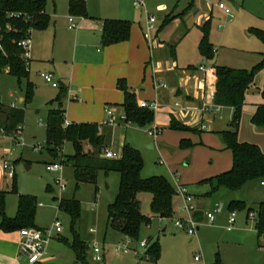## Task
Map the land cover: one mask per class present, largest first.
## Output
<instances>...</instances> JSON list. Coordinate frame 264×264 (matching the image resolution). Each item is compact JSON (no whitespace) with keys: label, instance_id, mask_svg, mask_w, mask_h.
I'll return each instance as SVG.
<instances>
[{"label":"rangeland","instance_id":"rangeland-1","mask_svg":"<svg viewBox=\"0 0 264 264\" xmlns=\"http://www.w3.org/2000/svg\"><path fill=\"white\" fill-rule=\"evenodd\" d=\"M86 1L92 12L103 14L101 17L107 15L112 18H115L113 16H125L124 19L132 22L131 39L135 37L140 42L142 39L147 48H151L149 57L151 61L148 65L144 64L142 86L139 90L140 94L145 93L144 100L146 101H153L151 92L156 93L158 89L154 69L157 67L166 69L175 64L166 43L176 45V62L183 70V79L191 86L198 85L203 72L200 66L208 67L211 64L202 57L199 51V42L202 37L200 26L207 21L210 22V41L214 45L216 53L218 50L216 57L219 55L218 63L220 65L252 69L262 59L264 42L250 32V29L264 30V0H144L143 7L135 6L134 0ZM221 1L230 8L231 16L218 8L217 5ZM190 3H194V5L188 9ZM65 5L66 0H55V2L47 0L46 8L51 15L61 14ZM171 12H174V15L185 13L168 23L158 35V30ZM152 16L156 18V22L153 23L154 27L149 32L150 38L147 39L145 33L149 30V19ZM68 20L67 18V29L69 30ZM74 20L78 22L75 16ZM160 41L165 43L161 44ZM189 66L198 68L196 73H190L187 69ZM33 76L34 95L32 101L26 104V117L22 123L21 142L23 144H16L13 133L0 136V190L10 191L7 197L9 209L12 208V205L16 208L18 194L36 197V222L50 235L46 241V249H53L56 245L67 246L62 238L69 242L73 241L71 216L59 209V200L75 198L81 203V217L75 225V230L87 247V258L91 264H214L215 255L217 252L220 253V250L217 245L211 242L214 233L212 224L207 221V213L215 209V201L224 206L223 202L227 200L225 193H229V190L224 187L219 196L207 200L203 197L190 196V203L194 205L195 209L196 203L199 201H203L206 206L201 229L191 236L185 229L175 225L177 220H188L191 216L184 208V198L178 191L175 178L181 177L182 181L188 184V189L190 187V189L199 191L198 195L210 188L209 184H205L206 187L202 188L204 185L200 184L201 181L206 178V174L214 172L223 163L228 153L232 154L227 148L216 145L223 144L222 137L217 131L212 133L208 131L213 127L215 114H217L215 119L217 125L224 124L226 128L231 129L229 124L226 125L230 110L220 108V113L210 111L204 116L197 111V113L189 112L187 123L198 130H201L202 125H205L206 129L202 133V138L195 134L187 138L192 143L189 147L181 146L183 136L179 130L168 128L154 137L148 132L151 126L140 127L134 123L99 124L107 144L119 147L125 141L141 152L144 160L143 178L163 176L175 190L172 203L173 213L170 217H162L160 214L154 213L151 192L142 191L140 193L138 199L141 203V211L151 221L142 226L138 240H130L129 246L132 249L130 252L117 253L114 250V245L121 242L122 234L108 225V207L117 196L120 174L117 171L106 173L101 170L98 173L97 185L86 182L80 184L79 187L76 186L72 165L63 164L61 159L52 157L46 148L49 111L57 105L55 102L51 104V100H54L56 95L49 96L55 94L57 90L40 74H33ZM25 84V79L20 84L15 76L0 72V88L5 102L12 100L10 92L16 90V95L24 92ZM263 86L264 69L256 74L254 85L250 90V101L242 109L238 138L241 142L257 144L264 150V129H259L262 127L256 126L252 122L253 114H251V110L256 108L255 104L264 101ZM166 88L169 89L168 86L164 89ZM80 99L81 97L73 101L64 99V109H70L68 120L76 121V117L82 113ZM95 101L98 102L97 108L91 104L92 110H87V113L93 115V118H97L98 121L100 120V117H97L99 110L105 112L106 106L118 105L114 101L106 99L103 94L91 100V102ZM69 103L71 107H69ZM175 117L178 119L176 115ZM206 137L213 138V142H207ZM151 143L153 144L152 148L150 147ZM73 152L72 144L67 142L64 146V153L71 154ZM6 160L14 166L13 174H9L8 170L4 168ZM55 162L63 166L62 170L50 169V165ZM60 177L66 186L63 190L56 182ZM237 212V218L244 214V211L237 210ZM56 217L63 224V231L59 235L55 231L50 233ZM249 223L251 226L254 224L250 219ZM0 231L11 236L18 233V231L7 232L1 228ZM149 238L159 240L161 244V258L158 262L148 260L144 256L146 248L142 247L141 243L149 242ZM96 243L101 248L99 255L103 256L102 260L97 259V253L94 250ZM223 248L224 250L229 249L230 255H235V245ZM243 255L244 257L249 256L248 260H252V264H260L258 254L249 248L245 249ZM77 261V264H83L79 260ZM43 264L67 263L56 254V258L51 263Z\"/></svg>","mask_w":264,"mask_h":264},{"label":"trees","instance_id":"trees-1","mask_svg":"<svg viewBox=\"0 0 264 264\" xmlns=\"http://www.w3.org/2000/svg\"><path fill=\"white\" fill-rule=\"evenodd\" d=\"M47 0H0V72L6 71L18 79L21 84L26 80L24 88V106L32 101L34 84L29 80L30 67L24 59V49L19 42L27 36L29 30L45 29L50 24V17L46 13ZM70 13L80 16L87 15L85 0H70ZM194 3H190L188 9ZM172 18L168 17L159 30H162ZM132 22L123 19H105L103 23L102 45L107 46L127 41L131 36ZM202 38L199 51L207 60L216 58V49L210 41V22L200 26ZM250 32L264 42V30L251 28ZM264 69V55L252 69L234 68L226 65H213L207 76L206 99L216 106L233 108L230 121L231 129L220 130L227 149L233 154V166L219 175L205 179L203 182L211 183L212 189L208 195L217 192L221 187L229 190H240L245 184L254 179H264V151L254 143L241 142L238 138V126L242 114L246 93L252 86L256 74ZM118 87L124 93L123 108L127 121L140 127L150 126L155 119V112L141 107L135 91L127 84L125 79H119ZM67 88L61 84L57 97L51 104L58 103L51 108L47 119L46 148L50 155L61 159L63 164H70L74 168L76 186L82 183L97 185L98 173L117 171L120 174V185L117 196L108 207V225L121 234L138 240L141 228L150 223V218L141 211L138 194L149 191L153 195L152 210L164 217L172 216L173 196L175 190L163 176L142 177L144 160L141 152L132 145L125 143L122 156L119 159L105 158L102 153L107 147L105 136L100 125L96 122H72L65 125V109L63 97ZM264 98V86L262 89ZM25 119V108H14L5 105L0 96V129L7 133H14ZM252 122L264 127V103L260 104L252 117ZM171 129L179 131H196L173 115L170 119ZM70 142L74 152L64 153V146ZM192 143L184 138L182 147H189ZM13 191V190H12ZM8 192L0 190V213L2 221L0 228L7 232L20 231L24 227L36 226L37 200L35 196L19 194L18 210L15 217L6 214V199ZM230 210L246 209L248 213L255 211L257 220L255 228L260 237L264 236V202L257 208L247 207L240 200H233L229 204ZM59 209L68 213L72 220L73 241L62 240L75 252L77 260L83 264H91L87 258V247L80 239L75 225L81 217V203L75 198H62L59 200ZM149 245L145 251V258L157 262L161 257V244L159 240L149 238ZM217 264L220 259L217 258Z\"/></svg>","mask_w":264,"mask_h":264},{"label":"crops","instance_id":"crops-1","mask_svg":"<svg viewBox=\"0 0 264 264\" xmlns=\"http://www.w3.org/2000/svg\"><path fill=\"white\" fill-rule=\"evenodd\" d=\"M55 2V0H54ZM70 0H66L65 8H63L62 13L51 15L46 8V13L50 17V24L45 29H35L32 32V50L30 56V73L29 80L32 82L33 74H40L45 80L43 74L51 73L54 78L59 82L58 87H54L57 91L55 94H51L49 97L56 95L57 97L60 85L63 84L67 88V94L64 95V99H69L71 101L78 100V97H81V114L76 117V121H70L69 118V110L65 109V117L69 122H85L92 121L99 124V121H103L106 118V112L99 110L100 112L97 114V117H100L98 121L97 118H93V115L87 113V110H92V105L97 108L98 102H91L92 99H96L99 95H105L106 99L112 100L118 105H112L111 107L117 113H123V101H124V93L118 87L119 79H125L128 86L135 91L138 103L140 101H145L146 98L145 93H139L140 87L142 86V78L144 75V64L148 65L151 61L150 57V47L144 44V41L136 40L135 37L133 39L111 44L104 46L102 45V33H103V23L105 19H124L125 16H113L115 18L107 15L105 17L101 12L96 14L91 11L87 1V15L80 16L76 14L70 13ZM90 9V10H89ZM174 12H171L167 15L166 19L169 17L174 20L175 18L181 16L183 13L174 15ZM70 16H75L77 18V23L79 27L77 29L71 28L67 29V18ZM109 16V17H108ZM171 20V21H172ZM69 21V20H68ZM130 21V20H129ZM70 25V21H69ZM132 29V28H131ZM73 31V32H72ZM162 30H158V35ZM135 33V30H134ZM203 35V34H202ZM202 38V37H201ZM201 40V39H200ZM140 42V43H139ZM161 44H164V41H160ZM200 43V42H199ZM168 48L170 49V54L174 63L172 66H168V68H156L154 69V77L155 82H163L169 89L158 88L156 93H152V98L159 102V108L155 112L154 122L150 125L151 127H158L162 131L170 128V119L171 116H177V120H180L183 124L191 127L187 122L188 118L184 115L179 114L176 110L172 108V104L174 102H190L194 106H202L206 99V87H207V74L203 71L202 76H200V80L197 86H191L185 79H183V70L180 66L177 65V49L176 45L166 43ZM218 53V50H217ZM216 53V54H217ZM264 55V52H263ZM262 55V58H263ZM203 57V56H202ZM204 58V57H203ZM262 60V59H261ZM211 64L208 66L210 70L213 65H220L219 55L214 60H208ZM259 61V60H258ZM230 66V65H226ZM232 67V66H230ZM234 67V66H233ZM235 68V67H234ZM188 71L191 73H196L198 68L193 66H189ZM6 74H9L8 71H4ZM10 75V74H9ZM198 78V77H197ZM144 81V80H143ZM47 82V81H46ZM49 83V82H48ZM26 85V84H25ZM254 83L252 84V86ZM252 86L248 89L246 93L245 103L243 105L246 106L250 101V90ZM17 91L10 92V97H13L11 101L5 102L2 97V91L0 88V96L1 101L7 105L14 108L24 107L25 108V117H26V105L24 106L25 94L21 92L17 94ZM54 97V96H53ZM54 98V99H55ZM53 99V98H51ZM53 101V100H51ZM64 108V102H62ZM263 102L255 104L256 108L251 110V114H255L258 106L263 104ZM56 107L58 103H56ZM69 107L71 104L69 103ZM101 108V107H100ZM221 109L230 110V116L226 125L230 124V121L233 116V108L220 106ZM196 109H191V113L196 112ZM216 113H220V110L215 111ZM197 113V112H196ZM216 115L213 116V127L209 129L208 132H215L220 130L229 129L226 128L224 124L217 125L216 123ZM68 116V117H67ZM222 116L220 115V118ZM176 118V117H175ZM123 123V122H122ZM228 127V126H227ZM230 127V126H229ZM171 129V128H170ZM259 129H264L259 128ZM126 130V129H124ZM204 130L196 129V131H180L182 132V139L190 138L194 134L199 135L202 138V133ZM10 135V133H0ZM205 134V133H204ZM239 137V132H238ZM1 139V137H0ZM207 142H213V138L205 139ZM107 144V142H106ZM125 141L122 142V145L119 147L117 145L112 146L107 144L106 148H111L118 151L121 156L123 152V146ZM218 147H223L226 149V145L216 144ZM105 148V149H106ZM104 149V150H105ZM231 152L230 149H227ZM263 150V149H262ZM264 151V150H263ZM103 155V153H102ZM233 166V154L229 153L226 155V159H224L223 163L218 166V168L209 174H206V178H204L200 184H203L202 188H205V184H209L210 188L208 190H204L199 192L197 189H188L190 196L193 195L195 197H203L206 200L208 198H216L221 193V187L217 192L212 195H208V193L212 189V184L203 182L205 179L211 178L210 175H216L217 173H222L224 171L230 170ZM180 181L188 188V184L183 182L181 177ZM263 186V187H262ZM200 188V187H199ZM3 190V189H1ZM5 191L10 193L9 190L4 189ZM226 190H229L226 188ZM141 193V192H140ZM138 194V198L139 195ZM7 194V197H8ZM226 194V202L224 206L222 203L217 204L215 201V207L217 205L222 206L221 212L217 213L216 220L212 224V232L214 233L211 242L219 247L220 253L217 252L215 255V263L217 264V258L220 259V264H252V260L249 261L248 257L243 255L245 249L252 250L258 254L260 264H264V236L260 237L255 228V222L251 226L248 218V211L246 209L240 210L244 211L243 216L236 219V223L233 229H228V215L230 212L229 204L233 200H240L246 203L247 207L257 208L258 204L264 202V180L254 179L248 181L245 186L240 190H229V193ZM18 199L16 208L13 207L9 209L8 203L6 199V214L9 217H15L18 210ZM217 204V205H216ZM41 205V204H40ZM205 207L202 202L196 203V209L193 212H189V216H193L196 220L199 221L198 231L201 229V224L205 218ZM238 210V209H236ZM164 217V216H162ZM2 221V216L0 213V222ZM208 221V218H207ZM37 228H42L36 222ZM43 229V228H42ZM60 234V233H59ZM58 234V235H59ZM195 235V234H194ZM191 235V236H194ZM121 241H125L128 239L127 236L123 235L120 237ZM19 241H20V232L14 233L13 236L8 235L0 231V264H24L26 262L25 258L20 255L19 251ZM56 244V243H55ZM235 245V255H230L229 249L224 250L223 247ZM243 248V249H241ZM56 254L58 257L66 262L67 264H77V257L75 252L70 248V246H66L63 244L56 245L53 249H46V253L42 257L39 263H51L53 259L56 258ZM250 255V253H249ZM161 258V257H160ZM159 261V260H158ZM157 261V262H158ZM212 263V262H211Z\"/></svg>","mask_w":264,"mask_h":264},{"label":"built area","instance_id":"built-area-1","mask_svg":"<svg viewBox=\"0 0 264 264\" xmlns=\"http://www.w3.org/2000/svg\"><path fill=\"white\" fill-rule=\"evenodd\" d=\"M134 5L143 7L144 6V0H134ZM218 8L223 10L227 15L231 16V10L229 7L226 6L225 3L222 1L218 3ZM70 25L69 27L71 29H77L79 27V24L74 20V16L69 17ZM156 22L155 17H150L149 19V30L145 33V37L147 39L150 38V30L154 27L153 23ZM32 30H29V33L25 38H23L20 42L19 45L24 49V59L26 61V64L29 66L30 65V56H31V50H32ZM1 47V46H0ZM200 69L203 70L207 76L209 73L208 67L205 65H201ZM8 70V69H6ZM45 80L49 83H51L54 87L59 86V82L54 78L53 74L51 73H46L43 74ZM156 85L158 88H165L166 84L163 82H156ZM139 105L144 108H148L156 112L159 108V102L157 100L153 101H140ZM172 108L176 110L179 114L184 115L187 117V114L191 111V109H196L197 112L202 114L204 116L205 113L210 112V111H218L220 109V106H216L208 101H205L202 106H194L190 102H174L172 104ZM106 112V118L99 123L100 125L104 124H120V123H129L127 121V115L125 112L123 113H117L111 106H106L105 108ZM71 122L65 121V125H69ZM125 125V124H123ZM202 128L205 129V125H202ZM22 131H23V125H19L16 129V131L13 133V138L16 142L17 145H22L23 142L22 140ZM149 134H151L154 137H157L160 134V129L158 127H150L148 130ZM0 133H5V130L3 128L0 129ZM103 156L108 159H119L121 158V154L111 148H106L103 151ZM4 168L8 170L9 174H13L14 172V166L10 165L9 162L6 160L4 162ZM63 166L59 163H52L50 165L51 170H62ZM57 184L60 185L61 189H65L66 186L62 183V177L58 178L56 180ZM175 183L178 187L179 193L183 196L184 198V208L188 212H193L195 207L192 203H190V194L188 191V188L181 183L180 177L177 176L175 178ZM222 206L217 205L213 211H210L207 213V218L210 223H214L216 220V215L217 213L221 212ZM238 212L236 209L230 210L229 215H228V229H233L236 223ZM248 218L256 222L257 220V213L255 211H251L248 215ZM175 225L178 228L185 229L190 235H194L197 233L198 228H199V221L196 220L193 216H190L188 220H182L179 219L175 222ZM56 232L57 234L61 233L63 231V224L61 220L56 217L54 222H53V227L52 232ZM20 241H19V251L20 255L23 256L27 262V264H37L40 262L44 254L46 253V241L49 238V233L42 228H37V227H24L20 229ZM130 240H133L128 237L125 241H121L117 244L114 245V250L117 253H128L132 249L129 246V243L131 242ZM149 245L148 241H143L141 243V246L144 248H147ZM94 250L97 253V259L102 260L103 256L99 255L101 252V248L96 243L94 246Z\"/></svg>","mask_w":264,"mask_h":264},{"label":"water","instance_id":"water-1","mask_svg":"<svg viewBox=\"0 0 264 264\" xmlns=\"http://www.w3.org/2000/svg\"><path fill=\"white\" fill-rule=\"evenodd\" d=\"M150 147H151V148L153 147V144H152V143L150 144ZM162 216H164V215H162Z\"/></svg>","mask_w":264,"mask_h":264}]
</instances>
